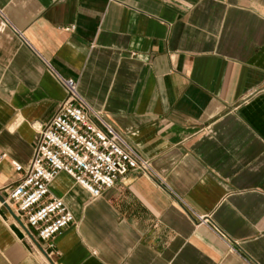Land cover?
<instances>
[{
    "label": "crops",
    "instance_id": "obj_1",
    "mask_svg": "<svg viewBox=\"0 0 264 264\" xmlns=\"http://www.w3.org/2000/svg\"><path fill=\"white\" fill-rule=\"evenodd\" d=\"M73 80L150 165L49 243L0 202V264H264V0H0V195Z\"/></svg>",
    "mask_w": 264,
    "mask_h": 264
},
{
    "label": "built area",
    "instance_id": "obj_2",
    "mask_svg": "<svg viewBox=\"0 0 264 264\" xmlns=\"http://www.w3.org/2000/svg\"><path fill=\"white\" fill-rule=\"evenodd\" d=\"M53 72L65 92L51 120L37 133L27 168L13 163L21 178L8 189L6 205L22 227L51 242L74 223V215L49 187L59 174L70 177L92 199L130 174L154 176L149 163L80 97L76 83Z\"/></svg>",
    "mask_w": 264,
    "mask_h": 264
},
{
    "label": "water",
    "instance_id": "obj_3",
    "mask_svg": "<svg viewBox=\"0 0 264 264\" xmlns=\"http://www.w3.org/2000/svg\"><path fill=\"white\" fill-rule=\"evenodd\" d=\"M0 202L4 205H6L4 198L0 195Z\"/></svg>",
    "mask_w": 264,
    "mask_h": 264
}]
</instances>
